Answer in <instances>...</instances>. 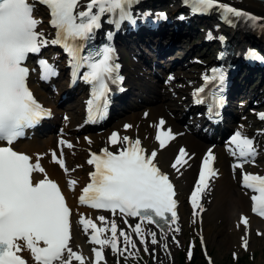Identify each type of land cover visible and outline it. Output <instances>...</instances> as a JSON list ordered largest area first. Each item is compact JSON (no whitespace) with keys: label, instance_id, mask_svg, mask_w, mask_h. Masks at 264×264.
<instances>
[{"label":"snow or ice","instance_id":"1","mask_svg":"<svg viewBox=\"0 0 264 264\" xmlns=\"http://www.w3.org/2000/svg\"><path fill=\"white\" fill-rule=\"evenodd\" d=\"M46 6L50 14V24L56 31V39L48 41L43 33L37 32L39 21L34 18V5L28 0H0V141L7 146L0 147V264H28L20 255L27 250L34 264H85L82 254L69 247L71 239L70 217L72 210L67 206L58 184L44 178L33 180L34 172H44L38 162L33 163L31 158L14 151L10 145L24 135V129L34 126L42 118L50 115L34 98L26 85L28 69L23 62L29 53H38L41 47L48 43L61 44L70 56V63L74 71L79 74L80 69H86L82 78L93 85L92 99L88 101L89 120L94 121L97 113L107 103L109 92L108 82H122L118 75L119 65L113 62V49L110 45H103L90 49L87 54L81 55V47L75 42L89 41L94 38L96 30L101 28V21L113 24L117 28L125 21L135 25L130 8L136 0H36ZM193 14H208L213 9L219 11L221 18L231 24L229 17L243 18L255 24L260 18L252 16L220 0H185ZM147 15V14H145ZM164 17L163 13L158 14ZM166 18V17H164ZM183 19V17H181ZM110 39L112 33L106 34ZM211 33L208 39H212ZM223 41V37H220ZM223 55V54H221ZM248 58L264 61L254 50H249ZM41 79L55 75V69L47 61H39ZM211 75L205 74L202 79L204 86L193 93L195 103H205L201 97L206 87L216 85L222 90L226 76L222 68H212ZM172 77H169L171 80ZM208 111L211 115L221 98L215 90L208 94ZM147 115V114H145ZM258 118L264 121V113ZM164 120L157 125L155 137L160 148H164L168 141L174 139L171 130L164 131ZM131 125H125V129ZM111 145H127L117 152L108 148L101 150L100 154H91L87 161L94 166L90 175V183L82 189L79 204L92 209L105 210L114 216L118 213L125 224L128 218H138L134 226L129 225L131 232L120 229L115 219L107 220L104 216L93 219L80 216L78 223L86 234L90 233L89 243L99 246L92 249L94 253L93 264H101L104 260L103 251L110 248L113 254L123 255L129 248L136 249L133 234L140 244H146V236H151V243L157 244V236L148 231L144 225H155L161 233L172 231V225L177 222L174 199L175 190L167 174L163 173L154 160L157 156L155 150L147 153L141 146L139 139L131 141L128 136L120 137L113 132L109 137ZM71 148L72 145L64 140L59 142ZM228 151L240 162L233 165V170L243 168V164L254 161L256 150L254 140L237 131L229 141ZM187 153L181 148L171 167L179 171L187 163ZM56 153H52L53 162L59 164L68 173L65 162ZM215 160L211 149L203 159L199 178L191 192L190 201L193 214L203 211L200 204L201 197L209 188V181L217 175L212 167ZM75 181L69 180L70 190H74ZM241 186L253 193L250 197L252 212L264 218V176L242 173ZM245 229L248 219L241 217ZM178 232L179 228H175ZM110 234V235H108ZM122 238V239H121ZM243 246L247 249L245 239ZM167 248V245H164ZM144 251L148 248L145 246ZM191 259L192 252L188 253Z\"/></svg>","mask_w":264,"mask_h":264},{"label":"bare ground","instance_id":"2","mask_svg":"<svg viewBox=\"0 0 264 264\" xmlns=\"http://www.w3.org/2000/svg\"><path fill=\"white\" fill-rule=\"evenodd\" d=\"M220 1L243 8L246 13L260 19L255 24L248 22L243 27L238 24L233 28H219L215 31L219 34H225L236 52L240 53L247 46H257L264 51V0ZM81 3L83 4L84 0H81ZM145 3H155L162 11L172 16H178L185 9L180 5V0H144L141 5ZM186 15L189 25L177 21L175 26H164L157 32H138L127 37L123 36L120 39L121 48L129 55L132 51H136L137 48H142L145 42H148V45L150 42H155V48L150 52H154L155 54L157 70L164 60L171 61L173 59L170 67H165V75L155 74L153 68L156 62L148 59L150 58L148 56L149 53L147 55L144 52L141 54L136 53L135 55L131 54L130 61H124V72L128 77L127 85L130 87L132 94L136 95V98L139 99L138 102L128 99L126 102L120 103L114 111L113 118L106 125L90 129L83 128L76 131L73 125L81 115V110L79 108L80 101L75 100L77 98L75 92L68 91L67 86L61 85L62 88H60L52 85L50 90L53 95L57 93L59 96L57 100L51 93L44 92L36 85H32L36 96L45 106L52 109L56 120L49 123L46 127L51 130V133L43 137L33 135L28 142L20 141L16 146L19 147L18 151L29 154L33 163L37 162L39 158L38 162L44 168V173L36 172V180L43 179L46 174L49 179L59 184L65 192L76 216L81 211H84L87 218L96 220L99 223L100 221L96 219L99 216H104L109 221L115 219L118 227L126 232H131L129 225L134 226L136 220L128 218V224H125L118 213L114 216L112 213L94 212L78 208L76 206L78 188L74 185V190H70L68 181L73 180L76 182V185H79L86 178V176L84 177L83 167H87L88 150L108 147L118 151L125 146L119 144L113 146L110 144L109 137L113 132L118 133L120 137L128 136L131 141L133 139H141L147 153L155 150L157 152L155 162L162 170L170 174L177 186V199L180 202L178 220L175 225L171 226L172 231L166 233H161L160 229L152 225H144L148 231L156 233L158 243L152 244L151 236L148 235L146 236V244H140L139 239L133 234L132 238L136 241L137 247L136 249L129 248L128 250L133 253V257L139 251H142L148 257L155 258V264H176L175 251L177 246L183 245L185 242L183 230L184 216L182 215L184 212L182 208L184 204L188 203L193 212L190 201L191 192L194 190L195 183L198 180L197 175L200 163L210 149L217 156L215 160L217 175L211 179L209 188L203 194L200 201L203 211L197 209L196 211L199 215L193 214L196 219H201V231L207 235L212 230L211 225L215 224L217 219L224 217L230 222V229L234 230L232 232V234L234 233L233 239L244 236V240L246 239L249 244L252 242L255 230L264 235V221L250 213V195L239 186L240 171L244 167L242 169L236 168L234 171L233 165L240 162V160L232 156L228 151L229 141L237 131L254 141H259L260 139V135L255 131L253 132L252 128L248 126V124L252 123V119L249 117H242L241 121L243 124L241 123L240 126L233 125L234 122L229 119L232 117L239 118L240 111L246 109L248 105L264 104V77L261 75V71L258 72L257 69H254L250 73L242 71L235 79V85L229 94L233 104L224 113L227 115L224 125L211 128V126H207L205 122L195 117L187 99L189 95L187 84L192 85L195 83L199 69H187V67L190 64V57L193 53L199 52L201 46L211 47L212 52L219 46L218 42L214 40L208 43L203 39L199 40V36L203 33L204 28L208 26L212 28L211 24H214L217 18L214 9L209 13L208 18L207 16L205 18H193L188 16V14ZM45 52L47 51L45 50ZM177 55H180V57L175 58ZM55 56L59 62H63L61 56L60 59L57 55ZM159 59L163 60V62H160ZM209 59H211L210 54L205 60ZM142 61L146 62L148 70L154 73L151 74V72L144 71V68H141L139 65ZM178 69L179 71L174 73ZM191 70L192 75L189 76L188 71ZM169 77H172V79L169 80ZM182 82L186 85H182ZM64 92H67V97L62 101L60 95ZM72 100L73 103L69 104ZM237 102L242 104V106H239ZM60 108L65 109L63 111ZM64 114L70 115V118L68 117L66 122L60 121V116ZM161 119L165 122L163 130H171L174 136V139L168 141L164 148H160L159 143L155 139L158 131L157 125ZM82 121L83 119H81L80 123ZM60 124H62V127H59ZM125 125H131V127L125 129ZM58 130L64 131V134H58ZM61 140L70 143L72 147L68 148L65 145H61L59 143ZM181 148L188 154L186 157L187 163L182 167L178 166L179 171H177L171 165ZM53 151L59 155L63 153V160L68 169L67 174L59 168V164L53 162L50 158ZM256 155L258 159L264 157L263 152L260 154L256 153ZM252 164L258 165L254 162ZM241 217L248 219L247 229L242 225ZM175 228H179V231L176 232ZM229 233L231 232L229 231ZM71 234L69 247L73 251L82 254L84 258L90 259L91 262L92 257L86 243V238H84L77 226H73ZM245 235L247 236L246 238ZM165 244L167 248L164 247ZM145 246L148 248L147 252L144 251ZM105 253L108 258L105 262L106 264L112 261V259H115L117 264H124V261L131 257L128 255V252L118 257L111 252L109 254ZM20 254L32 261V257L27 250ZM32 264L34 263L32 262ZM73 264H79V262L73 261Z\"/></svg>","mask_w":264,"mask_h":264},{"label":"rangeland","instance_id":"3","mask_svg":"<svg viewBox=\"0 0 264 264\" xmlns=\"http://www.w3.org/2000/svg\"><path fill=\"white\" fill-rule=\"evenodd\" d=\"M41 28H45V25L42 24ZM203 35H204V32L199 36V40L203 37ZM150 51L151 50L148 49L146 46H143L142 48L141 47L137 48L136 52L134 53L141 54L144 52V54L146 53L147 55V53H152ZM203 53H204V49H203V52L200 51L197 53L196 56H193L192 58L190 57L191 60H190V64L188 65L187 69L192 68L196 70V69L201 68L199 67V64L196 62L195 59L196 58L199 59L198 57L204 58L202 57L204 56ZM124 55H125L124 59L126 61H130L131 56H129L127 52H125ZM178 57H180V55H177L175 58H178ZM161 61L163 60H160V62ZM172 61L173 59L171 61L164 60L162 64H164L166 67L169 68ZM140 67L144 68V71L147 70L146 66L143 65L142 62H140ZM178 71L179 69L176 70L174 73H177ZM188 73H189L188 75L191 76L192 70L188 71ZM199 78H200V75L197 74V79L195 80V82H197ZM181 84L186 85L183 82ZM76 97H77L75 98L76 101L80 100L78 96ZM55 98L57 100L59 99V97H57L56 95H55ZM131 99L136 100V101L139 100L133 94L130 95L129 100ZM72 103H73V100L69 102V104H72ZM256 106L264 107V104L256 105ZM255 108H256L255 105H252L249 108H246L243 112L244 117H249L250 119H252V123L248 124V126L252 128L253 132L258 129V126L256 125V122L254 121L253 116L251 115L250 109H255ZM60 109L64 111L65 108L64 109L60 108ZM68 117L70 118V115L64 114L63 116L60 117V121L66 122ZM80 120H81V117L74 122V125H73L74 128H76V126L79 125L78 123H80ZM241 123L243 124V122L240 121L238 126H240ZM25 142H28V141H25ZM255 164H258V165L256 166L254 164L244 165L243 169L260 172L264 168V157H260V159L257 160ZM60 169L63 170L62 168ZM83 171H84V177H85L88 171V167L84 166ZM83 182L79 183V185L75 184V187L78 188ZM182 209L184 212V214L182 215L184 216L183 230H184L185 242L183 245L180 244L179 246H177V249L175 251L176 264H180V258L182 257L183 254L185 255V257L189 259V256H188L189 251L192 252L191 257H198L196 259V264H204L198 254L199 247H198L197 238L199 234L203 235L206 238L208 251L213 258L214 264H264V235H262L258 230H255L253 237H252V242L249 243L248 244L249 246H247V249H245V247L243 246L244 236H241L238 239L236 238L233 239L234 233L232 234V232L234 230L230 229V222H228L226 218L221 217L217 219L215 224L211 225L212 230L207 235H205L201 231V220L196 219L194 217L193 212L191 211L189 207V204L187 203L184 204ZM229 231L231 233H229ZM246 237L247 236L245 235V238ZM155 262H156L155 258L148 257L147 255H145V253H143L142 251H139L138 254L134 255V257L131 256L129 257L128 260H125L124 264H155ZM85 264H90V263H85ZM108 264H116V261L112 259V261H109Z\"/></svg>","mask_w":264,"mask_h":264},{"label":"trees","instance_id":"4","mask_svg":"<svg viewBox=\"0 0 264 264\" xmlns=\"http://www.w3.org/2000/svg\"><path fill=\"white\" fill-rule=\"evenodd\" d=\"M194 262H195V261L190 262L189 264H194ZM180 264H188V263H186L185 260H184V257H182V259H181V263H180Z\"/></svg>","mask_w":264,"mask_h":264}]
</instances>
